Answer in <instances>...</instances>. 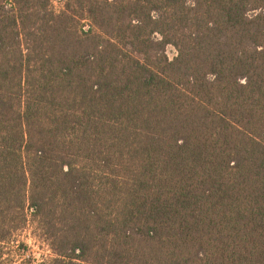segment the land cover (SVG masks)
<instances>
[{
  "label": "trees",
  "instance_id": "1",
  "mask_svg": "<svg viewBox=\"0 0 264 264\" xmlns=\"http://www.w3.org/2000/svg\"><path fill=\"white\" fill-rule=\"evenodd\" d=\"M30 223L45 264H264V0H0V264Z\"/></svg>",
  "mask_w": 264,
  "mask_h": 264
},
{
  "label": "rangeland",
  "instance_id": "2",
  "mask_svg": "<svg viewBox=\"0 0 264 264\" xmlns=\"http://www.w3.org/2000/svg\"><path fill=\"white\" fill-rule=\"evenodd\" d=\"M55 5L59 7L61 3L57 1ZM167 54L170 59H173L177 55V50L169 46ZM15 236L23 244L17 242L5 247L4 256L6 260H9L8 264H45L44 262L53 258L54 254L48 242L33 223L24 230L18 231Z\"/></svg>",
  "mask_w": 264,
  "mask_h": 264
}]
</instances>
